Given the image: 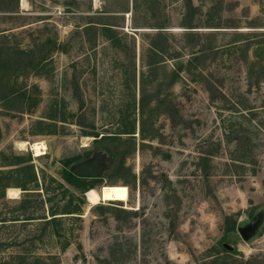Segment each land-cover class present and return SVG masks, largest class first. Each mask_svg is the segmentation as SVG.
Listing matches in <instances>:
<instances>
[{
    "label": "rangeland",
    "instance_id": "rangeland-1",
    "mask_svg": "<svg viewBox=\"0 0 264 264\" xmlns=\"http://www.w3.org/2000/svg\"><path fill=\"white\" fill-rule=\"evenodd\" d=\"M7 80L32 98L0 99L1 264H264V0H0ZM93 162L127 201L62 177Z\"/></svg>",
    "mask_w": 264,
    "mask_h": 264
},
{
    "label": "trees",
    "instance_id": "trees-1",
    "mask_svg": "<svg viewBox=\"0 0 264 264\" xmlns=\"http://www.w3.org/2000/svg\"><path fill=\"white\" fill-rule=\"evenodd\" d=\"M188 1V3H189V5L191 4V0H187ZM213 27H219V26H213ZM217 31V30H216ZM188 35H191V36H194V32H188L187 33ZM211 34V33H210ZM155 39H158V38H161L162 36H163V33H161V32H158V33H156L155 35ZM159 41V40H158ZM157 40H155V41H153V42H151V46H150V51H151V53L153 54V55H159V56H161L162 54H165V53H167L168 55H171L172 56V54H178V52H176V51H174L173 53L171 52H167V50H166V48L164 47V46H162L161 44H159L160 42H158ZM235 41H238V40H235ZM248 43V42H247ZM263 42L262 41H257L256 42V44H262ZM249 44V43H248ZM237 45H239V44H237ZM236 47V46H235ZM238 47H241L240 45L238 46ZM209 49L210 50H213V51H215V52H218L220 49H222V46H219V45H217V46H210L209 47ZM22 53L23 52H25V51H21ZM201 52H202V50H193L192 52H190L191 53V58H190V60L188 61V63L189 64H192V63H194L196 60H198L199 58H200V54H201ZM44 58H46V56L45 57H41V58H39L38 59V63L40 62V61H42ZM177 62H175V73H176V76H178V74H177V72L178 71H181V70H187V72L188 73H191V66H189V67H184L183 66V63L181 62V61H178V60H176ZM155 62H157V61H155ZM153 62H151V63H149V64H152ZM2 67H4V65H2L1 66V68ZM32 67H34V66H32ZM193 75H195V74H193ZM200 75L203 77V81H204V83H205V85H206V89H207V91L209 92V97H210V99L211 100H214L215 98H216V96L217 95H220V97H222L223 99L225 98V95L223 94V93H221V91H219V90H217V84L215 83V82H213V81H211V80H209V79H207L203 74H202V72H200ZM11 81L12 80H7V81H5V83H4V86H5V90H6V93L5 94H3V95H1L0 96V99H5V101L6 100H9V99H12V100H14V99H24V98H28V99H30V98H32V96H30L31 95V93H28L25 89H21V87L20 88H16V87H14L13 85H12V83H11ZM14 87V88H13ZM217 93V94H216ZM23 97V98H22ZM219 97V96H218ZM242 103V102H241ZM238 106V108L239 109H241V110H239L240 112L241 111H243V110H248L247 111V114L249 115L251 112L250 111H252V110H250V107H243V106H241V105H244V104H237ZM263 111H264V107H263ZM260 123V122H259ZM260 125H261V123H260ZM236 131V130H235ZM228 133L229 132H223V136L226 138V137H230L229 135H228ZM240 136H237V137H235V141H237V142H240ZM243 145H246V146H249V147H253V144H251L250 143V138L249 137H245L244 138V140H243V143L240 145V146H243ZM75 158H66L64 161H63V164H64V166H66V165H69L70 164V162L72 161V160H74ZM18 169H20V168H18ZM62 177L65 179V181L66 182H68L69 184H71V185H73V186H75V187H77L78 189H80L81 191H85L87 188H89V187H92V186H86V185H84V184H81V178L82 177H80V176H77L76 174H74V172H73V170H68V171H65L63 174H62ZM7 185H2V187H6ZM23 186V185H22ZM24 188V187H23ZM25 189V188H24ZM69 212H75V211H69ZM55 213H52V215H54ZM58 218L56 217V216H52L51 218H49L47 221H51V222H55L56 220H57ZM228 219V218H227ZM226 219V220H227ZM227 229H231V228H233L234 227V222L233 221H230V222H227ZM40 257H37V259H39ZM0 264H1V262H0ZM3 264H4V262H3ZM7 264V263H6Z\"/></svg>",
    "mask_w": 264,
    "mask_h": 264
},
{
    "label": "bare ground",
    "instance_id": "bare-ground-1",
    "mask_svg": "<svg viewBox=\"0 0 264 264\" xmlns=\"http://www.w3.org/2000/svg\"><path fill=\"white\" fill-rule=\"evenodd\" d=\"M17 146L21 149L29 148L34 156L46 153L47 149L46 144L41 140L18 141ZM5 192L8 197L15 198L19 193V189L8 186ZM85 195L90 204H96L100 201H127L129 196L128 187L123 183H103L98 187L92 186L85 190Z\"/></svg>",
    "mask_w": 264,
    "mask_h": 264
},
{
    "label": "water",
    "instance_id": "water-1",
    "mask_svg": "<svg viewBox=\"0 0 264 264\" xmlns=\"http://www.w3.org/2000/svg\"><path fill=\"white\" fill-rule=\"evenodd\" d=\"M74 174L80 177H85V176H90L93 177L95 176L98 172L99 169L96 166V163H90V164H76L75 167L73 168ZM239 232L242 235L243 238H247L250 236V229L247 227H240ZM226 248H230L229 245L223 244Z\"/></svg>",
    "mask_w": 264,
    "mask_h": 264
}]
</instances>
